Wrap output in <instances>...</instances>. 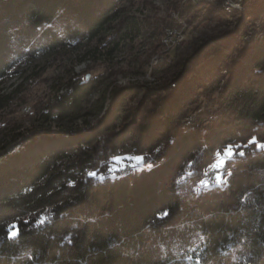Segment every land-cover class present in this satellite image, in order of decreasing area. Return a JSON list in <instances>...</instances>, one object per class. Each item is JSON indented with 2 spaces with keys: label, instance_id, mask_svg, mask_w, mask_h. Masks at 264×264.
Instances as JSON below:
<instances>
[{
  "label": "trees",
  "instance_id": "trees-1",
  "mask_svg": "<svg viewBox=\"0 0 264 264\" xmlns=\"http://www.w3.org/2000/svg\"><path fill=\"white\" fill-rule=\"evenodd\" d=\"M123 1L0 0V81L41 53L97 39L118 20ZM222 2L181 3L173 7L178 19L165 24L180 21L186 36L199 17L234 18L238 12L224 13ZM213 4L217 10L205 14ZM243 6L256 9L251 22L264 14V0ZM248 23L191 68L177 53L187 36L165 52L171 77L145 86L142 99L154 97L153 107L132 131L140 166L113 174L123 169L109 160L125 131L114 132L110 118L71 138L33 135L0 160V264H264V44H244ZM125 28L115 30L118 43ZM188 41L191 56L204 54L206 39ZM224 69L221 92L183 127L195 90ZM66 85L50 107L61 115L91 88L74 75ZM212 166L221 171L209 186L204 175Z\"/></svg>",
  "mask_w": 264,
  "mask_h": 264
},
{
  "label": "rangeland",
  "instance_id": "rangeland-1",
  "mask_svg": "<svg viewBox=\"0 0 264 264\" xmlns=\"http://www.w3.org/2000/svg\"><path fill=\"white\" fill-rule=\"evenodd\" d=\"M225 1L223 0L222 6ZM192 2L124 0L117 6L120 15L118 20L97 39L81 41L78 45L63 47L51 53H41L35 59L14 67L11 75L0 81V160L10 158L29 145V138L33 135L71 138L76 132L89 133L94 127H101L102 121L110 118L114 132L125 131L123 139L114 147L109 160L118 164L115 165L116 168L122 165L123 169L120 172L115 170L113 174L128 172L129 170H124L126 166H140L141 157L132 149L131 136L132 131H137L145 122L153 107L154 97L142 99L145 86L162 84L172 74L167 71L164 63L165 52L172 48L166 38L167 28L179 25L166 26L165 21L170 17L178 19L173 7L181 3L192 5ZM214 7V4L205 7L204 13L216 11ZM255 10L254 7L242 6L238 14L228 21L208 15L199 17L196 27L191 35H186L187 40L178 48L177 53L186 58L187 67L191 68L194 61L206 57V53H212L224 44L226 40L223 37L227 38L228 34L238 27L237 24L243 25L248 21L249 31L242 37L244 44L255 48L264 44V14H261L260 18L255 16L258 18L257 23L251 22L252 17L256 15ZM182 25L185 27L183 23ZM118 27L122 31L126 27L119 43L114 36ZM213 38L218 41L209 43ZM196 39H206L208 46L203 50L204 54L195 53L191 56L194 50L188 40ZM113 40H117L116 46H112ZM225 73L224 69L218 81H209L205 90H195L200 93L196 95L193 103L185 107L183 127H192L198 115L207 109L206 106L209 107L207 101L216 98L221 92L226 80V77L223 78ZM71 75L77 76L79 82H89L91 88L82 92L76 103L64 104L67 114L61 115L50 107L55 103V99L66 92V84ZM136 85L141 87L136 89ZM118 89L119 96L113 98V90ZM210 108L215 109L214 106ZM132 113L135 114L134 124ZM189 115L191 122L185 121ZM232 150H226L219 156L218 165L232 155ZM241 153L242 150L239 154ZM100 164L98 167L102 170L101 173L107 174L106 163ZM218 167L212 166L206 170L204 181L212 170L218 171V177L221 171Z\"/></svg>",
  "mask_w": 264,
  "mask_h": 264
},
{
  "label": "built area",
  "instance_id": "built-area-1",
  "mask_svg": "<svg viewBox=\"0 0 264 264\" xmlns=\"http://www.w3.org/2000/svg\"><path fill=\"white\" fill-rule=\"evenodd\" d=\"M190 1H193V0H190ZM234 3V1L232 2ZM178 27H175V28H167V39L169 40L170 42V46L171 47H174L176 46L177 43H180L183 38H184V34L182 33L183 30H184V26L182 25V23H178ZM185 121H190V115L185 118ZM131 167L129 166H126V168H124V170H130ZM123 172V171H122ZM208 179H207V182L206 183H216L217 181H215V173H216V170H212V171H209L208 172Z\"/></svg>",
  "mask_w": 264,
  "mask_h": 264
},
{
  "label": "bare ground",
  "instance_id": "bare-ground-1",
  "mask_svg": "<svg viewBox=\"0 0 264 264\" xmlns=\"http://www.w3.org/2000/svg\"><path fill=\"white\" fill-rule=\"evenodd\" d=\"M211 1H212V0H193L192 5H193V6H199V5H201V4H206V3H209V2H211ZM233 1H234V3H232ZM244 1H245V0H226V1L224 2L223 6H222V10H223V12L226 13V14H231V13H233V12H235V11L238 12V11L241 10ZM166 45H167V43H166ZM170 87L172 88V87H174V85L171 84ZM190 117H191V115H190ZM194 119H195V118H194ZM187 124H189V123H187ZM190 125H191V124H190ZM217 172H218V171H216V173H215V177H216ZM207 179H208V175H207ZM215 181H216V180H215ZM209 184H210V183H209ZM210 185H215V183H212V184H210Z\"/></svg>",
  "mask_w": 264,
  "mask_h": 264
},
{
  "label": "water",
  "instance_id": "water-1",
  "mask_svg": "<svg viewBox=\"0 0 264 264\" xmlns=\"http://www.w3.org/2000/svg\"><path fill=\"white\" fill-rule=\"evenodd\" d=\"M42 136H44V135H41L40 137H42Z\"/></svg>",
  "mask_w": 264,
  "mask_h": 264
}]
</instances>
